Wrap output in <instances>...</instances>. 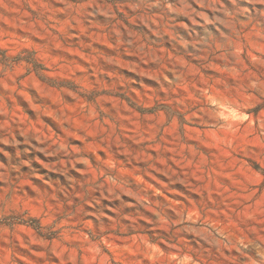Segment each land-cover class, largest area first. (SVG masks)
I'll return each mask as SVG.
<instances>
[{
  "label": "rangeland",
  "instance_id": "obj_1",
  "mask_svg": "<svg viewBox=\"0 0 264 264\" xmlns=\"http://www.w3.org/2000/svg\"><path fill=\"white\" fill-rule=\"evenodd\" d=\"M0 264H264V0H0Z\"/></svg>",
  "mask_w": 264,
  "mask_h": 264
},
{
  "label": "trees",
  "instance_id": "obj_2",
  "mask_svg": "<svg viewBox=\"0 0 264 264\" xmlns=\"http://www.w3.org/2000/svg\"><path fill=\"white\" fill-rule=\"evenodd\" d=\"M1 54H2L4 57H6L5 54H4V52L0 49V55H1Z\"/></svg>",
  "mask_w": 264,
  "mask_h": 264
}]
</instances>
